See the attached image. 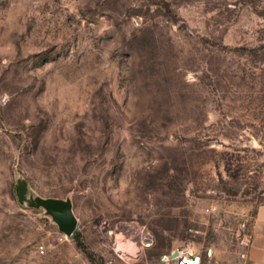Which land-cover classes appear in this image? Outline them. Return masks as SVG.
<instances>
[{"label": "rangeland", "instance_id": "rangeland-1", "mask_svg": "<svg viewBox=\"0 0 264 264\" xmlns=\"http://www.w3.org/2000/svg\"><path fill=\"white\" fill-rule=\"evenodd\" d=\"M263 202L264 0H0V264H236Z\"/></svg>", "mask_w": 264, "mask_h": 264}, {"label": "built area", "instance_id": "built-area-1", "mask_svg": "<svg viewBox=\"0 0 264 264\" xmlns=\"http://www.w3.org/2000/svg\"><path fill=\"white\" fill-rule=\"evenodd\" d=\"M252 219L243 222L236 233V253L244 261L249 256L253 243V233L250 229ZM177 255L175 256V253ZM158 264H218L215 260V250L206 248L202 252L176 249L160 257Z\"/></svg>", "mask_w": 264, "mask_h": 264}, {"label": "water", "instance_id": "water-1", "mask_svg": "<svg viewBox=\"0 0 264 264\" xmlns=\"http://www.w3.org/2000/svg\"><path fill=\"white\" fill-rule=\"evenodd\" d=\"M18 197L21 203L27 201V184L22 183L18 187ZM38 206L44 207L57 223L60 231L67 237L73 236L77 228V219L73 212V207L70 201L62 199H46L40 200ZM177 252L175 253V256Z\"/></svg>", "mask_w": 264, "mask_h": 264}, {"label": "crops", "instance_id": "crops-1", "mask_svg": "<svg viewBox=\"0 0 264 264\" xmlns=\"http://www.w3.org/2000/svg\"><path fill=\"white\" fill-rule=\"evenodd\" d=\"M250 229L253 233V243L249 256L244 261L238 257L236 264H264V202L258 206Z\"/></svg>", "mask_w": 264, "mask_h": 264}, {"label": "trees", "instance_id": "trees-1", "mask_svg": "<svg viewBox=\"0 0 264 264\" xmlns=\"http://www.w3.org/2000/svg\"><path fill=\"white\" fill-rule=\"evenodd\" d=\"M78 243H79V245H81V246H82V243H81V241H80V240H78Z\"/></svg>", "mask_w": 264, "mask_h": 264}]
</instances>
